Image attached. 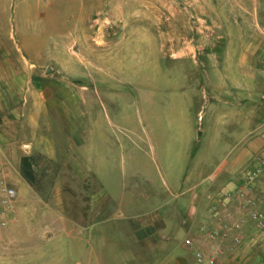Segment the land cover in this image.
I'll return each mask as SVG.
<instances>
[{"label": "rangeland", "instance_id": "374dc122", "mask_svg": "<svg viewBox=\"0 0 264 264\" xmlns=\"http://www.w3.org/2000/svg\"><path fill=\"white\" fill-rule=\"evenodd\" d=\"M49 1L0 0V160L18 191L0 207V264H99L110 254L106 264H150L145 222L196 202L209 219L220 205L224 223H212L229 236L212 246L223 250L217 264L227 252L230 264H264L253 216L264 214V175L247 183L264 152V119L246 131L255 103L235 117L226 104L231 79L248 71V46L263 36L229 31V19L261 1L264 26V0H53L42 25ZM41 77H53V164L31 149L24 116L16 124L12 115L19 131L4 127L15 97L32 98V82L50 85ZM16 106L35 115L32 102ZM131 203L137 209L122 213ZM130 218L142 227H126Z\"/></svg>", "mask_w": 264, "mask_h": 264}, {"label": "crops", "instance_id": "0c3cea01", "mask_svg": "<svg viewBox=\"0 0 264 264\" xmlns=\"http://www.w3.org/2000/svg\"><path fill=\"white\" fill-rule=\"evenodd\" d=\"M48 4L52 12H48L46 15H41L40 20L42 25L47 24V21H51L53 19V17H51L53 16V0H50ZM260 5L261 1L253 4V6L246 4L242 9L241 16L229 19V25L227 26L229 31L236 29L243 34L247 33V30V35H250V30L255 27L263 34L261 39L254 41L252 45L248 46V51H250V53H247L246 55L248 71L247 73H242L241 83H239L236 78H232L230 83L231 85L228 86L230 89L229 95L227 96L228 99L226 101L228 115H231L232 117L240 115L239 110L242 112L244 111L243 109L245 107L248 109L250 101L255 103L253 106V113H248L244 120L246 131L249 132L253 130L251 126L253 119L251 118L256 117L259 121L264 119V26L261 24L258 10H256V7ZM36 31L38 30L36 29ZM37 35L39 34L34 33V36ZM49 36L51 37V46H49L48 49L52 48L50 51L53 53V31H50ZM19 48H21L20 50L25 51L23 46L21 47L20 45ZM40 49L41 51H45L42 46ZM50 60L53 63V59ZM33 62L36 61H30V63ZM30 66L35 67L41 65L37 63L30 64ZM257 73H259V75H257ZM40 80H46L50 83V85L44 87L40 85H38V87H32L34 83L32 82L31 87H28L30 91H33V93H29L33 94L32 98H29L26 95V92H24L23 97H15V101L11 103L13 104L14 108L11 112L5 115L4 127L5 131L7 132H13L17 130L19 131L20 129L14 127L15 123L14 120H12V115H14L15 118H18V121H15L17 122L16 124H19V121L22 122V116H24L25 119L22 123L26 124L27 128L31 130L35 136V142L31 146V149H33V152H35V155L42 158H47L48 162L53 164V158L58 155L57 142H53V77H41ZM259 81H261V84L258 85L259 87H255L256 93L251 94V83L255 82V84H257ZM22 98L27 101V104H29V102L34 104L33 108L35 109V115L32 116L28 113H25L24 115L19 114L18 106H16V104L18 103L20 105H25V107L27 106V104H22ZM68 111L69 110H65V114H67ZM241 114L245 116L244 113ZM263 124L264 122L259 124L257 129L261 128ZM65 133H67L68 138H73V136H68L69 129L66 128ZM130 205H135L133 208L137 206L136 204L132 203L129 204V206L126 205V207L122 209V213H127L129 211L133 213L135 209H133ZM201 206L202 205L199 202H196L189 209H186V207H184L182 210L177 209L173 211V218L172 216L165 217L161 213V210H154V212L156 211L158 215L153 216L150 218V220H147L143 226L148 229L149 233H151L148 236L149 245L147 251L149 253L146 254V258L150 260V264H198L196 260V254L198 252H204L206 255H211L212 246L215 245L216 242L196 241L192 248H186L182 241L178 245L174 243L175 247L171 248L172 242L170 239H173L174 235H176V233L179 231H181V234L185 239L192 232L200 231L203 227L214 224L218 225L219 221L212 218L213 222H216L213 224L211 217L209 219L208 213H205L203 209H201ZM134 222L136 221H133L130 218L128 223L124 224L126 227H131L135 230L138 228V226L142 227V224L138 225L137 223L134 224ZM171 229L176 231L175 233L173 232L172 235ZM135 233H137V231H135ZM115 257L117 256L115 255L113 257L111 254L109 256L105 255L104 258L99 256L98 263L106 264L107 262L105 259L108 258L112 260V258H114V260H116L117 258L115 259ZM231 257H233L232 254L227 252L226 255L222 257L223 259L220 261V264H230ZM103 260L105 261L103 262ZM151 260H154L155 262H152ZM89 264H92V262ZM147 264H149V262H147Z\"/></svg>", "mask_w": 264, "mask_h": 264}, {"label": "built area", "instance_id": "2783aa9c", "mask_svg": "<svg viewBox=\"0 0 264 264\" xmlns=\"http://www.w3.org/2000/svg\"><path fill=\"white\" fill-rule=\"evenodd\" d=\"M258 166L255 171L251 172L247 176V183L249 185L255 183L258 178L264 175V152L258 156ZM18 195L17 189L12 186L8 181V173L7 168L4 163L0 160V207L3 213L5 208H9L12 202L16 199ZM249 204H254L252 200L248 201ZM254 218L257 220L258 224L264 227V214L261 213L258 209L254 211ZM211 217L214 220H218L221 224H223L222 213L220 210V205L215 204L210 210ZM226 229V225L224 226ZM221 227H215L213 225L203 227L200 231L192 232L189 236H187L183 244L186 248H192L196 241H210L217 242L220 238H227L228 231L220 229ZM241 243V236L234 237V245L238 246ZM223 254V250L221 248H216L212 250L211 255L205 256L204 253L198 252L196 254V260L198 264H217L218 259Z\"/></svg>", "mask_w": 264, "mask_h": 264}, {"label": "trees", "instance_id": "16d2710c", "mask_svg": "<svg viewBox=\"0 0 264 264\" xmlns=\"http://www.w3.org/2000/svg\"><path fill=\"white\" fill-rule=\"evenodd\" d=\"M30 165L28 164V162H27V160L25 159V160H23V169L25 170V174H23L24 176H25V178L27 179V180H30V178H29V174H28V172H27V168L29 167Z\"/></svg>", "mask_w": 264, "mask_h": 264}]
</instances>
